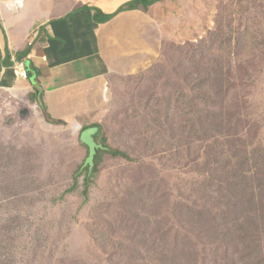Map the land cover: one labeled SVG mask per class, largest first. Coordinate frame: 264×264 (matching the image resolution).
<instances>
[{
    "label": "rangeland",
    "instance_id": "1",
    "mask_svg": "<svg viewBox=\"0 0 264 264\" xmlns=\"http://www.w3.org/2000/svg\"><path fill=\"white\" fill-rule=\"evenodd\" d=\"M157 13L159 59L108 77L95 136L128 158L83 168L91 131L0 89V264H264V0Z\"/></svg>",
    "mask_w": 264,
    "mask_h": 264
},
{
    "label": "crops",
    "instance_id": "2",
    "mask_svg": "<svg viewBox=\"0 0 264 264\" xmlns=\"http://www.w3.org/2000/svg\"><path fill=\"white\" fill-rule=\"evenodd\" d=\"M28 1L0 0V89L34 93V83L13 72L17 53L32 44L28 59L41 72L51 117L77 129L78 142L85 144L81 129L100 126L108 107V77L144 71L159 59L164 30L157 6L163 0L121 12L106 24L94 21L95 9L112 15L132 0H33V8ZM5 49L12 62L7 67Z\"/></svg>",
    "mask_w": 264,
    "mask_h": 264
},
{
    "label": "trees",
    "instance_id": "3",
    "mask_svg": "<svg viewBox=\"0 0 264 264\" xmlns=\"http://www.w3.org/2000/svg\"><path fill=\"white\" fill-rule=\"evenodd\" d=\"M162 0H132L131 2H129L128 4L122 6L116 13L112 14V15H105L103 14L100 10L95 9L96 13L94 15V21L97 24H106L108 23L113 17H115L117 14L124 12V11H130V10H136L139 9V7H143L145 10H147L150 6H153L154 4L160 2ZM33 45H29L26 50H24L23 52L17 53V59L20 62H29L28 67H26L27 72H28V79L33 82V86H34V93L31 94V100L32 102H36L38 103L39 107L41 108V110L44 113L45 119L48 123L51 124H55V125H60V124H64L63 121L60 120H56L53 119L48 111V107L45 104L44 100H43V92H42V85L40 82V77H41V72L40 70L34 66V64L28 59V56L31 53ZM10 57H9V51L7 49H5V59L3 61V64L7 67L9 65H12V62L9 61ZM26 66V65H25ZM100 130V126H90L87 128H83L81 129L82 135L87 132V131H91L93 132H99ZM91 140L93 141V143L95 142L96 139V135H88ZM97 147V152L95 150V152L97 153V155L94 156H90L89 158L84 162L83 168H85L86 166H88L90 168L89 171H91V169L94 166L95 163V157L98 156L99 152L104 151V150H108L112 155L114 156H120V157H126L125 153H121L120 151H113L107 147H104L103 144H96ZM90 151V150H89ZM91 154V151L89 152ZM90 175V174H89Z\"/></svg>",
    "mask_w": 264,
    "mask_h": 264
},
{
    "label": "built area",
    "instance_id": "4",
    "mask_svg": "<svg viewBox=\"0 0 264 264\" xmlns=\"http://www.w3.org/2000/svg\"><path fill=\"white\" fill-rule=\"evenodd\" d=\"M13 72L17 79H28V72L24 62H17L13 67Z\"/></svg>",
    "mask_w": 264,
    "mask_h": 264
},
{
    "label": "water",
    "instance_id": "5",
    "mask_svg": "<svg viewBox=\"0 0 264 264\" xmlns=\"http://www.w3.org/2000/svg\"><path fill=\"white\" fill-rule=\"evenodd\" d=\"M25 65H26V67H28V65H29V62H26V63H25Z\"/></svg>",
    "mask_w": 264,
    "mask_h": 264
}]
</instances>
